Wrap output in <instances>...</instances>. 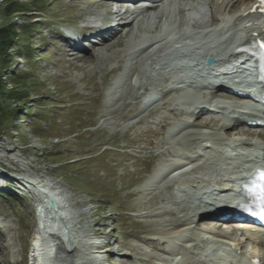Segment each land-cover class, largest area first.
<instances>
[{
  "label": "rangeland",
  "instance_id": "374dc122",
  "mask_svg": "<svg viewBox=\"0 0 264 264\" xmlns=\"http://www.w3.org/2000/svg\"><path fill=\"white\" fill-rule=\"evenodd\" d=\"M183 1L167 13L164 8L162 20L157 12L140 15L130 34L119 35V46L81 53L94 55L86 63L67 54L61 31L85 26L92 15L103 24L107 10L95 0H0V164L49 184L74 243L72 264H199L196 238L219 243L206 233L211 222H195L183 233L172 229L210 196L181 193L178 199L174 166L185 164L191 172L180 176L195 184L206 174H195L205 163L199 153H213L199 150L201 139L215 147L240 139L264 144L260 135L224 130L228 110L216 106L232 100H211V112L198 118L188 106L209 99L200 73L159 59L162 41L226 15L213 0L187 4L183 12ZM221 167L213 169L226 176L236 170L234 164ZM15 185L0 193V264H63V253L42 245L32 253L37 263L30 259L33 194ZM94 232L109 242L103 253Z\"/></svg>",
  "mask_w": 264,
  "mask_h": 264
},
{
  "label": "bare ground",
  "instance_id": "6f19581e",
  "mask_svg": "<svg viewBox=\"0 0 264 264\" xmlns=\"http://www.w3.org/2000/svg\"><path fill=\"white\" fill-rule=\"evenodd\" d=\"M184 1H186V2H191V3H195V2H202V1H206V0H184ZM214 1V0H213ZM238 2L240 1V0H237ZM245 1L246 0H241V2L243 3H245ZM95 4H94V6H99V7H102V8H104V7H106V8H109V5L110 4H112V1H109V0H95ZM208 2V1H207ZM237 2V3H238ZM118 5H120L121 7H122V9L121 10H119V11H117L116 13H117V17L120 19V20H123L124 18H126V17H132V19H131V21H130V23L128 24V25H126V26H124L123 27V29H122V31L121 32H119V33H117L116 35H114L110 40H108V41H104L103 43H102V45H107V48L108 49H111L113 46H115V45H117V46H119L120 45V41H119V39H120V36L119 35H121L122 36V34L124 33V32H126V35H128V34H130L131 33V31L134 29V27H136V26H138L139 25V23H140V21H138V18L140 17V15H143L144 13L142 12L140 15H138V14H135L134 12L132 13V11L128 8V3H117ZM158 6H156L155 7V9L157 8ZM227 8L228 7H225V11H227ZM166 9V8H165ZM165 9H164V11H165ZM159 10V11H158ZM158 10H156L155 12H157L158 14H159V18H160V20H162L164 17H165V12L163 11V10H160V9H158ZM180 11H183V9H180ZM112 12V10L111 9H108V13H111ZM166 13H167V9H166ZM138 21V22H137ZM222 20H218V18H216L215 17V21H214V24H216V23H219V22H221ZM136 23V25H134ZM214 24L212 25V26H214ZM121 40V39H120ZM131 45V44H130ZM96 48H94V50H95ZM81 54V52H79L78 53V57H80L84 62H86V63H92V62H94V55L93 56H82V55H80ZM77 57V58H78ZM97 57V56H96ZM76 58V57H75ZM76 58V59H77ZM97 59V58H96ZM98 59H100V58H98ZM100 60H104V58H101ZM173 112H174V110H172ZM206 115V114H205ZM257 120H264V119H260V118H258ZM233 123L230 125V126H225L224 128L227 130V129H231L232 131H234V132H236V131H240L241 130V127H242V125L243 124H245L244 122H245V119H244V121L242 120H240V119H237V120H234V121H232ZM167 124V123H166ZM164 127H165V125H164ZM256 133L258 134V135H262L261 134V132H260V130H256ZM12 171V173L13 174H18V171H14V170H11ZM7 175V173H5L1 168H0V178L2 179V180H0V183H2V184H9V185H11V184H15L14 183V181L11 179V178H9L8 177V179H6V178H4L5 176ZM14 176H16V175H14ZM20 180H21V185L24 187V188H26L25 189V192H27V193H29V188L26 186V182L28 183V181L26 180V178L23 176V177H21L20 178ZM198 183V182H197ZM14 186V185H13ZM29 186H33V184L32 183H30L29 182ZM222 187H226V185H223ZM32 191V190H31ZM31 191H30V193H31ZM254 198V197H253ZM253 198H251V199H248V201H247V203L248 202H250V203H256V204H259V205H263L264 204V201H263V198L262 197H255L254 198V202H251V201H253L252 199ZM212 209V207H210L209 208V210H211ZM48 212V211H47ZM184 217L181 219V220H179V223L178 224H176L175 226H174V229H172V230H174V232L176 231V232H179V231H181L182 230V233H183V230L185 229V231H187V230H191V229H193V226L192 227H188L189 225L191 226L193 223H195L196 221H194L193 219H191L190 218V214H189V212H186V214L185 215H183ZM44 219V218H43ZM214 218H212L211 219V223L209 224V227H207L206 229V233L207 234H210L209 236L211 237V236H213V238H217L218 240H216L217 242H219V243H216L217 245H225V246H227V245H229V244H233V245H236L237 244V242H236V240H235V237H234V235H231L230 233H228L227 231H225V230H222V228H218V226H216L217 225V223H215L214 221L215 220H213ZM54 222H55V220H51L50 218H49V213L47 214V215H45V220H42V222L40 221V224H41V228H40V230H38L37 231V234L39 235L38 237H37V240L35 241V243H34V248L35 249H38L36 246H44L46 249V251H47V244H48V242L46 243L45 241H44V238L42 239L41 237H40V233H43V232H46L47 230H50V231H52L51 233H49V236L48 237H46V239H49V245L50 246H48V249L51 251V249H53L54 250V248H56V250H57V252H61V253H63V256H64V258H62L63 259V264H72V262H73V255L71 254L73 251H74V248H73V245H74V243L71 241V235L70 234H68V232H65V230H64V227H58V228H56L55 227V230L57 229V231H55L54 230ZM238 224V223H237ZM172 225V224H171ZM239 226H241V224H238ZM192 231V230H191ZM175 232V233H176ZM203 232V231H202ZM55 233L56 234H59L61 237H62V234L63 233H65V235H67L66 236V238L65 239H69L68 241H67V243H64V238H63V240H62V242H61V240H59L58 241V239H57V236L55 235ZM101 233H103V232H99V234H101ZM43 236H44V234H42ZM177 235H178V233H177ZM208 236V235H207ZM40 237V238H39ZM206 238V237H205ZM204 238V239H205ZM189 239V238H188ZM197 239V238H196ZM208 239H210V238H208ZM208 239H206V241H208ZM203 239H202V237H201V241H202ZM211 240H212V237H211ZM211 240H209V243L210 242H212ZM214 241H215V239H213ZM189 241V240H188ZM191 241V240H190ZM54 242V243H53ZM61 242V243H60ZM213 243V242H212ZM62 245H64V246H62ZM76 246V245H75ZM113 249V248H112ZM106 249H104V251H105ZM103 251V252H104ZM102 252V253H103ZM75 256V255H74ZM85 257V256H84ZM233 258H235L233 255H231V259H233ZM33 259H35V261L37 260L36 258H33ZM48 260V259H47ZM49 261V260H48ZM83 262V261H82ZM192 262V261H191ZM36 263H37V261H36Z\"/></svg>",
  "mask_w": 264,
  "mask_h": 264
},
{
  "label": "water",
  "instance_id": "95a60500",
  "mask_svg": "<svg viewBox=\"0 0 264 264\" xmlns=\"http://www.w3.org/2000/svg\"><path fill=\"white\" fill-rule=\"evenodd\" d=\"M211 63H212V62H211ZM46 202L48 203V206H49L50 208L54 209V208L56 207V202H55L53 199H51V198H47V199H46Z\"/></svg>",
  "mask_w": 264,
  "mask_h": 264
},
{
  "label": "trees",
  "instance_id": "16d2710c",
  "mask_svg": "<svg viewBox=\"0 0 264 264\" xmlns=\"http://www.w3.org/2000/svg\"><path fill=\"white\" fill-rule=\"evenodd\" d=\"M14 8H15V7H14V5H13V9H14ZM16 12H20V13H21V12H23V10H18V9H17ZM5 69H6V68H5ZM1 88L3 89V85H2L1 80H0V89H1ZM18 93H19V91H18ZM120 233H121V232H120Z\"/></svg>",
  "mask_w": 264,
  "mask_h": 264
},
{
  "label": "snow or ice",
  "instance_id": "6c2138e0",
  "mask_svg": "<svg viewBox=\"0 0 264 264\" xmlns=\"http://www.w3.org/2000/svg\"><path fill=\"white\" fill-rule=\"evenodd\" d=\"M262 3H264V0H262Z\"/></svg>",
  "mask_w": 264,
  "mask_h": 264
}]
</instances>
